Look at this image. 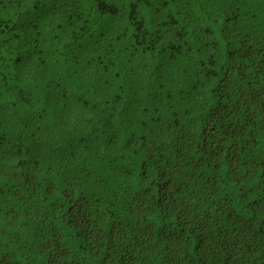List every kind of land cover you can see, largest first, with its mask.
Instances as JSON below:
<instances>
[{"label": "trees", "instance_id": "trees-1", "mask_svg": "<svg viewBox=\"0 0 264 264\" xmlns=\"http://www.w3.org/2000/svg\"><path fill=\"white\" fill-rule=\"evenodd\" d=\"M0 264H264V0H0Z\"/></svg>", "mask_w": 264, "mask_h": 264}]
</instances>
